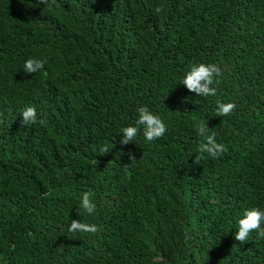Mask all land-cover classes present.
Segmentation results:
<instances>
[{"label":"trees","instance_id":"obj_1","mask_svg":"<svg viewBox=\"0 0 264 264\" xmlns=\"http://www.w3.org/2000/svg\"><path fill=\"white\" fill-rule=\"evenodd\" d=\"M29 58L44 68L25 74ZM198 63L221 68L215 96L180 84ZM217 101L236 109L218 117ZM29 106L37 122L22 127ZM140 106L167 131L149 142L139 126L121 145ZM201 121L222 156L199 152ZM252 207L264 211V0H0V264H264L255 231L234 239ZM74 219L99 231L70 233Z\"/></svg>","mask_w":264,"mask_h":264},{"label":"clouds","instance_id":"obj_2","mask_svg":"<svg viewBox=\"0 0 264 264\" xmlns=\"http://www.w3.org/2000/svg\"><path fill=\"white\" fill-rule=\"evenodd\" d=\"M92 2L94 3L95 0H92ZM51 3L54 4L55 0H51ZM36 4L50 7V0H36ZM155 11L159 14L162 11V7L158 6ZM44 64L45 61L43 60L29 58L24 63L23 72L25 74L37 73L44 68ZM221 75V68L215 63L193 64L184 73V76L180 80V84L185 86L190 93H195L197 96H215L217 94V89L213 87V85L219 82L218 78ZM235 109V103H221L217 101L216 115L218 117L229 116ZM136 111L138 113L136 126H127L120 130L122 135L119 143L121 145H128L134 140L138 135L139 126L143 127V136L149 142L165 135L167 127L158 115L153 114L146 106H140ZM20 116V126L22 127L37 122V110L35 107H26L21 111ZM39 123L43 125L45 120L40 119ZM196 131L198 136L201 137V143L198 149L201 154L206 153L212 158H218L228 151L223 143L217 142L215 133H210L207 122L201 121L197 125ZM100 151L107 154L109 153V148L105 145L100 148ZM126 155L130 162L135 161L136 156L134 153L129 151ZM200 158L201 157L195 158L196 164H199ZM80 208L89 215L94 213L96 204L93 202L90 193L84 192L82 194ZM67 231L73 234L77 232L95 234L99 229L94 224L84 223L74 219L68 226ZM253 231L257 233V239H264V211L257 207H252L244 211L242 217L238 220V230L234 233V239L244 244L248 241L250 233ZM156 259L159 260L160 258L157 257Z\"/></svg>","mask_w":264,"mask_h":264}]
</instances>
